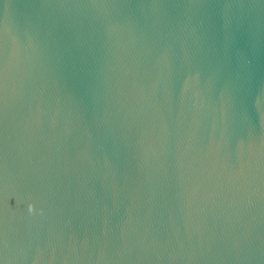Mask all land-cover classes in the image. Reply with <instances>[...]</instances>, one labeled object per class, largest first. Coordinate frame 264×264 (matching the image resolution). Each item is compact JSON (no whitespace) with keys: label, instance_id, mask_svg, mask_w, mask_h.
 <instances>
[{"label":"water","instance_id":"95a60500","mask_svg":"<svg viewBox=\"0 0 264 264\" xmlns=\"http://www.w3.org/2000/svg\"><path fill=\"white\" fill-rule=\"evenodd\" d=\"M0 264H264V0H0Z\"/></svg>","mask_w":264,"mask_h":264}]
</instances>
